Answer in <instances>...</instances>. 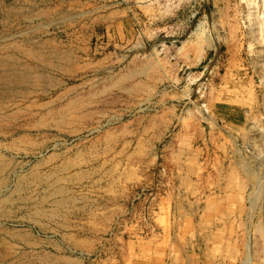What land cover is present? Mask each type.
<instances>
[{
  "label": "rangeland",
  "instance_id": "rangeland-1",
  "mask_svg": "<svg viewBox=\"0 0 264 264\" xmlns=\"http://www.w3.org/2000/svg\"><path fill=\"white\" fill-rule=\"evenodd\" d=\"M249 4L261 19L264 0H0V149L33 181L0 193L2 255L264 264V32ZM56 170L64 196L39 183Z\"/></svg>",
  "mask_w": 264,
  "mask_h": 264
},
{
  "label": "bare ground",
  "instance_id": "bare-ground-1",
  "mask_svg": "<svg viewBox=\"0 0 264 264\" xmlns=\"http://www.w3.org/2000/svg\"><path fill=\"white\" fill-rule=\"evenodd\" d=\"M250 5V7L248 8L249 9V13H248V18H249V22H250V24H251V27H252V33L253 32H258L259 33V35L260 36H263L262 34H263V32H264V15H263V17L260 19L259 18V14L257 13V7L256 8H252L251 7V4H249ZM253 5H254V2H253ZM255 6V5H254ZM260 7V6H259ZM260 10V8H258V11ZM260 13V12H259ZM264 13V12H263ZM262 13V14H263ZM17 120V119H16ZM13 122V121H12ZM14 122H16V121H14ZM19 123V122H18ZM21 125V124H20ZM16 126V125H15ZM11 127V126H10ZM34 127V126H33ZM20 128V127H19ZM25 127H23L22 129H24ZM13 129V128H12ZM21 129V128H20ZM26 129V128H25ZM3 131V130H2ZM35 131V130H34ZM15 132V131H14ZM7 133V132H6ZM28 133V132H27ZM3 134H5V133H3ZM11 134V133H10ZM17 134V133H16ZM21 134V133H20ZM24 134V133H23ZM25 135V134H24ZM29 137H30V135H28ZM12 138V137H11ZM16 138V137H15ZM22 139H23V137H21ZM6 139V138H5ZM19 139V138H18ZM2 140V139H1ZM16 140V139H15ZM30 140V139H29ZM17 141V140H16ZM22 141V140H21ZM2 142V141H1ZM18 142V141H17ZM2 143H5L4 141L2 142ZM48 143V142H47ZM18 144V143H17ZM16 144V145H17ZM20 144V143H19ZM22 144V143H21ZM41 144V143H40ZM45 144V143H44ZM15 145V144H14ZM23 145V144H22ZM21 145V146H22ZM25 145V144H24ZM42 145V144H41ZM7 146V145H6ZM27 146H28V144H27ZM38 146V145H37ZM43 146V145H42ZM8 147V146H7ZM7 147H5V148H7ZM10 147V146H9ZM18 147V146H17ZM15 148H16V146H15ZM14 148V149H15ZM34 148H36L35 146H34ZM49 148H50V145H49ZM17 149V148H16ZM26 149H28V148H26ZM32 149V148H31ZM6 150V149H5ZM9 150H12V149H9ZM19 150H21V149H19ZM23 151H24V149H22ZM29 150V149H28ZM47 150V149H46ZM41 151V150H40ZM39 151V152H40ZM18 152V151H17ZM29 152V151H28ZM31 152V151H30ZM29 152V153H30ZM8 153V152H7ZM15 153V152H14ZM28 153V154H29ZM34 153V152H33ZM24 154V153H23ZM28 154H25V155H28ZM35 154V153H34ZM39 154V153H38ZM12 155V154H11ZM19 155V154H18ZM41 155V154H40ZM56 156L55 157H57V155L58 154H55ZM20 156H22V155H20ZM19 156V157H20ZM36 156H37V154H36ZM61 156V155H60ZM14 157V156H13ZM40 157V156H39ZM10 159V158H9ZM9 159H7L6 157H5V154L2 152V149H0V193L2 192V191H4L6 188H8L9 187V183H10V181H11V176H14L15 175V179H14V181H16L15 182V188H14V190L15 191H23L24 189H26V188H24L25 187V183L28 181V178H27V176L26 175H28V174H26V175H23V174H21L20 172L18 173L17 171H16V166L14 167V165H15V161L14 162H12V160H9ZM26 159V158H25ZM28 159V158H27ZM14 160V159H13ZM41 160V159H40ZM44 160V159H43ZM52 160V159H51ZM55 160V159H54ZM59 161H62V159L61 160H59ZM21 162V161H20ZM43 162V161H42ZM47 162V161H46ZM51 162V161H50ZM22 163V162H21ZM23 163H24V161H23ZM22 163V164H23ZM40 163V162H39ZM38 163V164H39ZM62 163V162H61ZM27 164V163H26ZM25 164V165H26ZM54 164H56V163H54ZM64 164V163H63ZM68 164V163H67ZM67 164H66V166H67ZM24 165V164H23ZM48 165V164H47ZM57 165V164H56ZM62 165V164H61ZM60 165V166H61ZM22 166V165H21ZM35 166V165H34ZM70 166V165H69ZM43 167V166H42ZM49 167H50V165H49ZM63 167V166H62ZM71 167V166H70ZM36 168V167H35ZM34 168V169H35ZM44 168V167H43ZM24 169V168H23ZM22 169V170H23ZM32 169V168H31ZM51 169V168H50ZM57 169V168H56ZM65 169V168H64ZM70 169V168H69ZM40 170V169H39ZM53 170V169H52ZM24 171H25V169H24ZM59 171V170H58ZM58 171L56 170V171H52L50 174H47V175H43V176H41L40 178H38L39 179V183L40 184H42L45 188L44 189H47V190H50L51 191V193H52V196L53 195H59V196H64L65 195V190H63L61 187H59V186H57L58 185V183H59V179H60V175H59V173H58ZM23 172V171H22ZM28 172V171H27ZM34 172V171H33ZM41 172V171H40ZM46 172H48V171H46ZM42 173V172H41ZM25 174V173H24ZM29 174H30V172H29ZM32 174V173H31ZM39 175V174H38ZM62 175H64V174H62ZM30 176V175H29ZM34 176V175H33ZM40 176V175H39ZM36 177V176H35ZM31 178V177H30ZM27 180V181H26ZM62 179H60V181H61ZM29 182V181H28ZM27 182V183H28ZM31 182H29L28 184H30ZM32 183H33V181H32ZM31 183V184H32ZM38 183V182H37ZM36 184V183H35ZM60 185V184H59ZM38 186V185H37ZM40 186V185H39ZM61 186V185H60ZM41 189V188H40ZM15 191H12V192H15ZM23 193V192H22ZM42 193V192H41ZM42 197V196H41ZM43 198V200H45V198H44V196L42 197ZM55 198V197H54ZM53 198V199H54ZM43 200H41V201H43ZM11 198H10V196L8 195V196H6V197H4V198H1L0 199V212L1 213H5L7 210L4 208V206L5 205H7V204H12L11 202ZM52 201V200H51ZM13 202V201H12ZM37 202V201H36ZM53 202V201H52ZM65 202H66V198L65 199H60V200H56V201H54L53 203L57 206V205H63V204H65ZM37 203H39V201L37 202ZM43 203V202H42ZM35 204V203H34ZM52 205V204H51ZM10 206V205H9ZM12 206V205H11ZM37 206V205H36ZM40 206H41V203H40ZM35 207V206H34ZM36 208V207H35ZM39 208V207H38ZM41 208V207H40ZM42 209V208H41ZM44 209V208H43ZM54 209V208H53ZM39 210V209H38ZM35 211H37V210H35ZM34 211V212H35ZM46 212V211H45ZM37 213L38 214H41V216H42V214L44 215V213L42 212V211H37ZM56 212H54V210H52L51 211V214L52 215H54ZM32 214H34V213H32ZM49 215V214H48ZM34 217V216H33ZM36 217V216H35ZM38 220V219H37ZM33 221H35L34 219H33ZM5 231V230H4ZM3 232V231H2ZM5 233V232H4ZM3 233V234H4ZM25 233H27V232H25ZM6 234V233H5ZM7 234H8V236L11 238V239H13V240H15V241H19L21 244H25V245H27V244H29V242H28V240H30L31 239V236H30V234H20L19 233V231H15V230H9V231H7ZM6 234V235H7ZM9 239V238H8ZM37 240V239H36ZM1 241V240H0ZM12 241V240H11ZM12 243H14V242H12ZM34 251V250H33ZM5 254H6V256H4V255H2L1 253H0V264H12V262H10L9 260H10V257H9V255H11V254H9V252H5ZM5 257H7V259H4ZM8 261H9V263H8ZM25 263V262H24Z\"/></svg>",
  "mask_w": 264,
  "mask_h": 264
}]
</instances>
